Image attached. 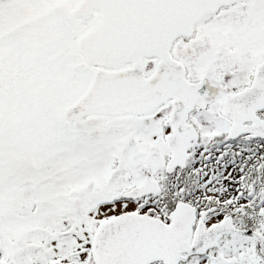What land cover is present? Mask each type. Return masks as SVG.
<instances>
[{"label": "snow or ice", "instance_id": "snow-or-ice-1", "mask_svg": "<svg viewBox=\"0 0 264 264\" xmlns=\"http://www.w3.org/2000/svg\"><path fill=\"white\" fill-rule=\"evenodd\" d=\"M0 264H264V0H0Z\"/></svg>", "mask_w": 264, "mask_h": 264}]
</instances>
